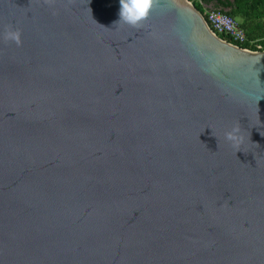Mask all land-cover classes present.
Instances as JSON below:
<instances>
[{"label": "water", "instance_id": "1", "mask_svg": "<svg viewBox=\"0 0 264 264\" xmlns=\"http://www.w3.org/2000/svg\"><path fill=\"white\" fill-rule=\"evenodd\" d=\"M118 12L0 0V264H264V51Z\"/></svg>", "mask_w": 264, "mask_h": 264}, {"label": "trees", "instance_id": "2", "mask_svg": "<svg viewBox=\"0 0 264 264\" xmlns=\"http://www.w3.org/2000/svg\"><path fill=\"white\" fill-rule=\"evenodd\" d=\"M195 8L205 14L208 10H221L240 21L248 43L242 48H250V43L256 42L264 51V0H197L193 2ZM221 39L233 42L226 35H220ZM253 50H255L252 47Z\"/></svg>", "mask_w": 264, "mask_h": 264}, {"label": "clouds", "instance_id": "3", "mask_svg": "<svg viewBox=\"0 0 264 264\" xmlns=\"http://www.w3.org/2000/svg\"><path fill=\"white\" fill-rule=\"evenodd\" d=\"M153 3L154 0H119V12L116 24H123L132 28L138 27L148 18ZM4 38L15 42L17 45L21 42L18 31H8L5 33ZM224 139L233 148L237 149V152H239V149L244 143V136L239 126H233L230 130L226 131L224 133Z\"/></svg>", "mask_w": 264, "mask_h": 264}, {"label": "built area", "instance_id": "4", "mask_svg": "<svg viewBox=\"0 0 264 264\" xmlns=\"http://www.w3.org/2000/svg\"><path fill=\"white\" fill-rule=\"evenodd\" d=\"M191 4L197 0H189ZM208 27L215 33L217 36L226 35L233 42L231 44L240 47L248 43L247 36L244 30L241 28L240 23L233 18L231 15L221 10H208L205 14L202 15ZM250 48H242L248 51L253 52H262V46L256 42L250 43ZM252 47L255 49L253 50Z\"/></svg>", "mask_w": 264, "mask_h": 264}, {"label": "rangeland", "instance_id": "5", "mask_svg": "<svg viewBox=\"0 0 264 264\" xmlns=\"http://www.w3.org/2000/svg\"><path fill=\"white\" fill-rule=\"evenodd\" d=\"M238 22H240L238 19H237Z\"/></svg>", "mask_w": 264, "mask_h": 264}, {"label": "crops", "instance_id": "6", "mask_svg": "<svg viewBox=\"0 0 264 264\" xmlns=\"http://www.w3.org/2000/svg\"><path fill=\"white\" fill-rule=\"evenodd\" d=\"M212 9V8H211Z\"/></svg>", "mask_w": 264, "mask_h": 264}]
</instances>
